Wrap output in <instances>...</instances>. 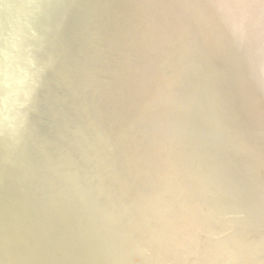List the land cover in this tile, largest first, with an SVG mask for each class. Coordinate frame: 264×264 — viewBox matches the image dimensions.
<instances>
[{
	"label": "water",
	"instance_id": "water-1",
	"mask_svg": "<svg viewBox=\"0 0 264 264\" xmlns=\"http://www.w3.org/2000/svg\"><path fill=\"white\" fill-rule=\"evenodd\" d=\"M209 1L0 0V264H264V161L241 143L263 138L264 73L235 127L214 57L264 0ZM189 15L232 31L139 56L142 28Z\"/></svg>",
	"mask_w": 264,
	"mask_h": 264
},
{
	"label": "bare ground",
	"instance_id": "bare-ground-1",
	"mask_svg": "<svg viewBox=\"0 0 264 264\" xmlns=\"http://www.w3.org/2000/svg\"><path fill=\"white\" fill-rule=\"evenodd\" d=\"M213 2L214 0L212 2L209 1L208 5L211 6ZM221 10L225 11V9L223 8ZM235 10H236V7H235ZM162 13L164 12L162 11ZM228 13H230L232 16L236 15L235 11L232 9L228 10ZM162 17H166V15L163 14L162 16H159L158 19ZM193 18L194 16L192 15L188 16L187 23L189 24H187L188 25L187 27L184 26L181 22H180V26L173 24L172 22H168L167 25L169 29L165 32H163V30L159 28L158 25L156 24H154L150 30L142 28L141 29L142 39L140 38L141 40L139 39L138 42L141 41V44H142L141 46H144V47L143 48L140 47V49L138 48V54H140L139 56L144 58L147 54H149L147 58L150 59V58H153V55L156 52H159L160 54L157 55V57L167 56L168 53L171 57H173V54L171 52L173 53L175 51H176L175 53L181 52V50H183V48H185L186 45L191 40H195L198 38L203 43L205 41V38L208 39L209 36H212V34L215 32L218 33V35L222 34V36L220 37V39L222 40L224 38L223 33L232 31L231 27L229 26L230 23L225 21L224 25H222L221 20L217 22L215 20L214 23L212 22L210 27L213 26L214 28L213 29L211 28V30L204 29V28L200 29L199 28L200 26L197 27V19L196 18L193 19ZM161 22L162 20H159V23ZM237 23H239L241 31H243L245 27L247 28L245 30V34H242L243 40L241 41L240 44H237L238 52H237L236 57L230 60L229 62L228 60H224L221 63V60L223 59L218 57L219 55L222 54V53L219 54L220 53L219 50L222 48L221 44L222 46H224L226 44L225 42H219L220 46L217 45L219 47L216 50V52L214 51L215 53L214 57L216 59H219L217 61V64L220 65L222 68V71L220 70V72L221 73L223 72V75H225L224 80L228 82L231 88V91H232L230 95L228 96V103L230 104L232 101H235V105L233 107L237 111V115L233 118V122L230 120V122L235 124V127L237 126V124L241 126L244 125V122L242 121L240 123V121L242 120V116L247 115L249 112V109L247 108V105H248L247 102L242 100V98L240 97L241 93L244 92L246 88L251 86L250 82H252V79L256 76L257 73H262V74L264 73V35L262 33V36H259L257 38L253 36V34L256 32V26H258L259 24L263 26L262 24L264 23V16L260 18L259 22L257 21V23L259 24L257 25L254 24V26L253 24H251V23H254V19L250 21L249 16H245V19H243L242 22L238 21ZM209 30L210 32H208ZM162 33L163 34L165 33L166 40L160 37ZM175 37H176V42L174 43L173 39ZM230 44L226 45L223 48V50L230 51L236 45L235 43L231 45ZM248 45L251 48H249ZM163 59L164 57L162 58V60ZM226 61L228 62L229 66L231 64H233L234 66L235 64L237 68L236 71H231V68L233 66L228 67L227 65H225ZM262 94L263 92L260 90L258 95L261 96ZM253 100L256 101L257 104L259 105H264L263 100H258L257 98L256 99L253 98ZM251 115L254 121L249 123L250 124L249 129L260 123V126L262 127L261 132L263 131L262 132L263 138H261V140H254V138H248V139L243 138L241 139V143H242V146L244 147L245 154H250L252 156L251 159L253 160L256 168H258V167H261V164L264 161V116L256 119V117L259 115V112L257 113L255 112L254 114H251ZM131 124L135 125L133 124V122ZM244 131H249L247 126H245L244 128L242 127V130L240 131V133H243ZM256 178H259V176H255V179ZM215 262L217 261L211 260L210 264H214Z\"/></svg>",
	"mask_w": 264,
	"mask_h": 264
}]
</instances>
